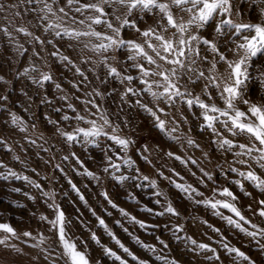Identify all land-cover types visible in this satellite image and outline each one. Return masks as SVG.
<instances>
[{"label":"snow or ice","instance_id":"6c2138e0","mask_svg":"<svg viewBox=\"0 0 264 264\" xmlns=\"http://www.w3.org/2000/svg\"><path fill=\"white\" fill-rule=\"evenodd\" d=\"M248 9L255 10L258 22L251 19L245 22ZM29 16L31 19H26ZM17 19L20 24L16 23ZM0 21H3L0 23V36L15 53L12 63H19L20 58L27 55L28 64L22 71L12 69L14 78L29 81L35 86L33 95L39 98V105H45L58 114L57 119L45 116L46 123L52 126V136L45 138L43 133H39L38 138L44 143H48V139L59 138L68 148L77 145L85 150L88 146L99 148L103 154L102 174L90 171L74 151L63 156V161L75 160L82 169L78 174L98 184L105 178L120 185L141 178L147 181L149 177L138 175L137 161L128 154L136 141L121 135L131 123L129 112L139 109L151 118L153 127L163 137L182 147L199 149L200 144L189 135L193 131L189 121L191 115L195 130L201 135L208 134L209 144L221 154L227 168L217 164V174L214 175L200 167L196 159L182 158L173 151H167L163 155L187 168L196 186L174 179L173 175L180 181L185 179L174 168L169 169L171 175H165L160 169H157V174L168 181L182 200L210 208L214 216L223 220L236 235L248 238L264 255V227L243 214L242 207L238 206L240 197L231 190L235 185L244 197L250 198L252 203L246 205L247 210L264 222V199L257 200L245 188L248 184L264 195V96L254 100L250 94L253 83H258L264 90V64H256L258 58H264V0H15V3L8 4L0 2ZM20 36L27 38L24 43L20 42ZM25 44L31 46L30 53ZM37 61H42L49 70L42 71ZM49 61L72 73L71 78L62 74L71 86L70 91H65L62 83L56 82ZM10 84L6 75H0V114L7 115L2 123L9 132L27 133L28 122L9 107L11 93L7 86ZM46 84H54L57 99L63 102L61 106H53V101L46 94ZM25 87L20 89V95L32 101L33 97L28 95ZM73 101L81 107L77 108ZM185 125H189L187 132L183 131ZM31 128L35 129L36 124L32 123ZM23 138L29 146L44 152L54 148V145L44 148L37 139L27 135ZM0 148L12 151L3 136H0ZM136 151L139 159L152 165V160L145 155L150 151L147 145ZM202 155L211 163L210 153L202 152ZM228 156L232 159L228 160ZM13 159L20 161L19 156ZM189 163L197 166L199 175L189 168ZM122 165L129 169L127 173L121 171ZM0 169H5L0 172V180H24L39 190L53 212L52 219L43 214L40 216L41 222L49 225L52 237L43 233L33 236L29 231L22 233L35 241L29 247L38 249L47 264H92L87 241L74 237L68 231L72 222L56 203L55 191H44L39 183L20 175L2 160ZM54 169L64 172L60 164H56ZM73 170L77 169L74 167ZM220 176L224 177L227 186L221 185ZM68 183L84 201L76 184L71 180ZM209 183L212 195L205 197L199 186L207 188ZM150 186L156 189L155 203L160 205V210L146 207L142 211L157 217L168 216L170 221H195V217L190 214L186 217L174 206L172 198L159 188L156 180H151ZM101 195L112 208H118L107 192ZM28 198L35 200L31 195ZM253 203L258 205L255 210ZM222 209L230 215H225ZM118 210L142 229L160 227L137 220L123 208ZM107 214L111 215L110 212ZM92 215L96 216L99 226L105 229L122 253L136 264H152L150 258L141 259L117 239L94 210ZM80 223L87 228L82 220ZM116 223L120 224V221ZM202 223L216 234L215 238L208 236V243L188 235L183 223L165 224L164 228L171 232L174 241L183 244L182 251L201 258L205 264H225V260L230 264H256L219 228L206 220ZM124 231L128 232V229ZM0 233V246L21 252L16 244L11 243L19 240L21 234L10 223L0 222ZM90 239L114 264H129L122 255L103 245L95 232H91ZM133 239L161 264H181L171 255L169 243L161 236L155 237L159 248L143 243L138 237ZM96 264H101V261L97 260Z\"/></svg>","mask_w":264,"mask_h":264},{"label":"rangeland","instance_id":"374dc122","mask_svg":"<svg viewBox=\"0 0 264 264\" xmlns=\"http://www.w3.org/2000/svg\"><path fill=\"white\" fill-rule=\"evenodd\" d=\"M0 2L8 4L15 3V0H0ZM26 19H31V16ZM244 19L245 22H247L248 19H251L252 22H258L257 13L254 9H248ZM0 23H3V21H0ZM16 23L20 24L21 21L17 19ZM30 30L36 31L35 29ZM36 34L39 35L40 32L37 31ZM26 39L27 38L23 36L19 37L21 43H24ZM25 47L29 49L30 53L31 46L25 44ZM14 60L15 53L8 47L6 40L0 36V75H6V78L11 81V84L7 86L11 93L9 107L11 111L22 117L24 121L29 124L27 133L9 132L2 123V121L7 118V115L6 113L0 114V136L6 138L8 144L12 147L11 152H7L5 149L0 148V160L20 175L28 176L32 181L39 183L44 191H55L56 203L61 206L67 219L72 222V226L68 231L72 233L74 237H81L83 240L87 241L88 254L92 264H96L97 260H100L101 264H114V262L111 258L104 256L102 249L90 239L91 232H95L103 245L122 255L128 260L129 264H136L135 261H132L126 254L122 253L115 241L107 235L105 229L99 226L96 216L92 215V210L105 220L108 230L114 233L117 239L141 259L150 258L152 264H161V262L155 260V257L151 253L142 249L135 242L133 237H138L143 243L156 245L157 248H159L160 245L155 239V237L159 235L169 243L171 255L180 260L181 264H205L201 258L193 257L191 253L182 251L183 244L174 241L171 232L166 231L164 228L165 224L171 226L172 224L183 223L188 235H191L200 242L208 243V236H213L215 238L216 234L213 233L207 225L202 223V221L205 220L214 227L219 228L233 245L245 251L256 261V264H264V255L260 254L254 243H250L248 238L244 237L242 234L236 235L234 230L223 220L213 215L210 208H204L202 205H191L188 201L182 200L176 190L168 184V181L163 180L157 174V169H160L165 175H171L169 169L174 168L176 172H179L181 176L185 178L184 181H180L179 177L173 175L174 179L178 182L191 183L196 186V181L190 175L187 168L181 165L179 161L163 155V153L167 151H173L182 158L191 157L192 159H196L200 167L213 172L214 175L217 174V164L227 168L228 165L224 162V159L221 158V154L216 152L214 146L209 144L208 134L204 133L201 135L195 130L194 117L189 115V121L192 122L190 126L193 128V131L189 133V135L200 144L201 147L199 149L188 148L186 145L182 147L180 144L173 143L163 137L153 127L152 120L146 113L139 109H132L128 117L131 123L129 127L123 129L121 135H127L136 141L135 146L129 150L128 154L137 161V166L140 168V173L138 175H146L149 177V180L145 181L141 178L134 181H126L123 185H120L111 179L105 178L102 183L98 184L95 180L85 175L78 174L82 169L76 165L75 160L70 158L68 161H63L61 158L74 151L90 171L100 175L102 174L100 170L103 164V154L99 148L88 146V149L85 150L79 145L68 148L61 143L59 138L48 139V143H44L38 138L39 133H43L45 138H50L52 136V126L46 123L45 116L47 115L52 119H57L58 114L52 112L51 108L45 105H39V98L33 95L35 86H32L29 81H17L14 78V71H12V69L22 71L28 64L27 55L20 58L19 63L13 64L12 61ZM37 63L40 65L42 71L49 70L44 66L42 61H37ZM49 64H51V61H49ZM256 64H264V58H258ZM51 72L57 78L56 82L62 83L65 91L71 90V86L67 83V80L62 78V74L64 77L71 78V72L65 71L56 64H51ZM25 85L27 86L25 87ZM22 87H25V91L28 92V95L33 97L32 101L20 95V89ZM110 87H118V85H110ZM45 90L48 98L53 101V106H61L63 102L57 99L58 94L54 84H46ZM197 91H199V88H197ZM0 93H2V89H0ZM41 94L43 95L44 91H42ZM250 94L255 100L259 96H264V90L260 88L258 83H253ZM73 103H76L77 108L81 107L79 103L75 101H73ZM13 104L15 107H12ZM109 104H111V100H109ZM25 108H27V111H25ZM112 108H115V105H112ZM65 111L68 110L65 108ZM185 114L187 115V112H185ZM32 123L36 124L35 129L31 128ZM188 127L189 125H185L183 131L187 132ZM25 135L31 139H37V143L43 144L44 148H49V145H54V148L49 152H44L35 146H29L27 141L23 138ZM142 145H147L149 148L150 151L145 153V155H148L152 160V165L146 164L142 159L138 158L136 149L140 148ZM37 152H39V155H37ZM202 152L210 153L211 163L203 157ZM15 156L20 157L19 162L13 159ZM53 157L55 158L53 159ZM227 159L231 160L232 157L228 156ZM45 161H50V163L46 164ZM119 162L120 161H117V163ZM56 164H60L64 172L55 170L54 166ZM74 167L77 169L76 171L73 170ZM189 168L193 171H197L199 175L196 165H191L189 163ZM33 169H35V171H33ZM2 171H5V169H0V172ZM121 171L127 173L129 169L122 165ZM119 174L120 173H117V175ZM69 180L76 184L77 188L80 190V195L84 197V201H81L79 195L72 190L68 183ZM151 180H156L159 188L172 198L174 206L178 207L186 217L189 216V214L195 217V221L191 219L187 221L173 219L170 221L168 216L157 217L149 212L142 211V209L146 207L160 210V205L155 203L157 197L154 195V192L156 189L150 186ZM219 180L222 186H227L223 176H220ZM211 187L212 185L210 183L207 188L200 185L199 190L204 192L205 197H210L212 195ZM17 188L20 189V191H14V189ZM245 188L247 191L251 192L252 196L257 200L264 199V195L258 193L248 184H245ZM231 190L240 197L238 206L242 207L243 214L249 217L253 223H258L261 227H264V222H261L258 216H252L247 210L246 205L252 203V200L248 197H244L235 185L231 186ZM102 192H107L112 201L118 205V208H112L111 205L104 200V197L101 195ZM26 193L35 197V200L29 199L28 195H25ZM257 207L258 205L253 203V209L255 210ZM119 208H123L130 216L136 217L137 220L144 221L147 225H160V227L142 229L138 224L122 216L118 210ZM221 211L225 215H230L227 210L222 209ZM109 212L111 215L107 214ZM42 214L46 215L49 219L53 218V212L45 204L44 198L41 196L39 190L26 183L24 180L12 178L7 181L0 180V222L10 223L16 229L17 233L21 234L19 240L11 241V243L16 244L21 249V252L17 253L0 246V264H47L43 259L42 253H40L38 249L29 247V244L35 243V241L22 235L23 232L29 231L33 236H36L38 233H43L46 237L53 236V234L48 231L49 225L41 222L40 216ZM77 217L80 219L78 220ZM81 220L87 225V228L80 223ZM116 221H120V224H117ZM125 228L128 229V232L124 231ZM129 233L132 235L130 236ZM0 235H2V233H0ZM181 235H183V233H181ZM24 241H27V243H24ZM48 243H51V240H49ZM77 243L79 244V241H77ZM44 247H47V244H45ZM221 256L223 258V252H221ZM33 257H37V259H33ZM116 264H118V262H116ZM225 264H230V261L225 260Z\"/></svg>","mask_w":264,"mask_h":264}]
</instances>
